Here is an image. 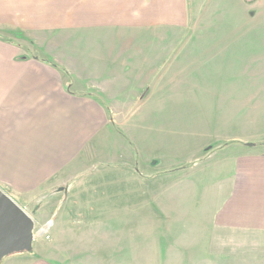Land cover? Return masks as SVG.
<instances>
[{
    "label": "rangeland",
    "instance_id": "obj_1",
    "mask_svg": "<svg viewBox=\"0 0 264 264\" xmlns=\"http://www.w3.org/2000/svg\"><path fill=\"white\" fill-rule=\"evenodd\" d=\"M92 1L14 0L29 9L0 28V63L51 59L79 85L117 71L158 111L126 113L151 131L119 140L125 168L85 145L59 161L0 124V190L34 222L32 252L9 264H264V0H177L180 19L137 32L91 27Z\"/></svg>",
    "mask_w": 264,
    "mask_h": 264
},
{
    "label": "crops",
    "instance_id": "obj_2",
    "mask_svg": "<svg viewBox=\"0 0 264 264\" xmlns=\"http://www.w3.org/2000/svg\"><path fill=\"white\" fill-rule=\"evenodd\" d=\"M13 1L0 0V28L15 24L19 12L29 9L28 4L21 6ZM19 1L22 3V0ZM86 11L91 18V27L103 26L113 30L127 28L125 31L137 32L136 30L149 29L147 27L157 23L162 14L179 18L178 15L183 10L178 6L177 0H93L86 4ZM142 12L149 13L142 16ZM98 17L102 21H98ZM1 42L3 43L0 40ZM38 60L24 62L10 57L0 63L6 70L0 72V124L2 128L6 127L5 135L10 139L20 136L16 129H30V134L25 138H37L44 154H50V145H58L61 153L57 147L51 148L61 158L59 161H62L67 150L74 153L80 145L88 148L93 146L95 158L101 159L103 164L109 163L113 151L119 152L117 161L123 160L119 154L125 156V148L123 144L120 145L119 140L125 145L130 142L145 145V138L149 137L147 133L151 129L142 132L136 127V123H131V117L126 116V113H129V109H143L150 114L152 108L158 111V105H155L159 101L154 97V90L149 94L148 100L139 99L137 103V100L130 101L125 94V83L120 78V72L110 73L107 68H99L95 74L86 75L83 78L85 83L79 85L77 81L70 80L69 76L63 78L60 66L51 59L47 60L50 63ZM103 65L102 61L100 67ZM154 73H158L157 69ZM87 82L91 85L87 86ZM160 84L157 81L153 88L157 90ZM161 102L165 103L164 100ZM167 108L169 107L163 106L160 110ZM110 114L114 118H110ZM146 116L143 115L139 121L144 124ZM113 126L120 131L117 132ZM111 127L115 132L110 131ZM138 156L140 155L132 156L135 163L138 162ZM117 161L114 166L128 167ZM13 256L19 255L5 258L2 264H9ZM32 264L45 263L36 261Z\"/></svg>",
    "mask_w": 264,
    "mask_h": 264
},
{
    "label": "water",
    "instance_id": "obj_3",
    "mask_svg": "<svg viewBox=\"0 0 264 264\" xmlns=\"http://www.w3.org/2000/svg\"><path fill=\"white\" fill-rule=\"evenodd\" d=\"M33 239V220L11 197L0 190V263L11 255L32 251Z\"/></svg>",
    "mask_w": 264,
    "mask_h": 264
},
{
    "label": "trees",
    "instance_id": "obj_4",
    "mask_svg": "<svg viewBox=\"0 0 264 264\" xmlns=\"http://www.w3.org/2000/svg\"><path fill=\"white\" fill-rule=\"evenodd\" d=\"M43 62H46V63H50L49 61H47V60H42ZM30 252H32V251H30ZM24 253H27V252H24ZM19 254H22V253H19Z\"/></svg>",
    "mask_w": 264,
    "mask_h": 264
}]
</instances>
